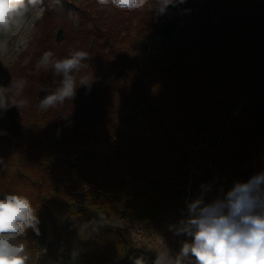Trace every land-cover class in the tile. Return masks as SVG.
Returning <instances> with one entry per match:
<instances>
[{"label":"trees","instance_id":"16d2710c","mask_svg":"<svg viewBox=\"0 0 264 264\" xmlns=\"http://www.w3.org/2000/svg\"><path fill=\"white\" fill-rule=\"evenodd\" d=\"M154 3L44 0L30 45L1 77L28 80L30 105L0 110V198L15 192L37 208L29 264L66 251L86 264L123 258L121 224L155 221L191 177L226 191L264 171V0H175L163 13ZM72 49L89 53L91 83L39 110L60 77L37 60Z\"/></svg>","mask_w":264,"mask_h":264},{"label":"clouds","instance_id":"9594fccd","mask_svg":"<svg viewBox=\"0 0 264 264\" xmlns=\"http://www.w3.org/2000/svg\"><path fill=\"white\" fill-rule=\"evenodd\" d=\"M182 2V0H181ZM44 0H0V36L20 34L31 18L43 15ZM175 0H155L152 9L161 13ZM103 7L142 10L147 0H98ZM23 40L24 38L21 37ZM8 52V40L0 39V55ZM89 53L72 49L63 58L45 51L36 62L37 72H50L60 77L57 86L36 105L41 111L56 108L71 100L78 87H87L92 74L85 71ZM28 80L17 77L0 86V110L28 107L25 96ZM212 185H201L200 195L187 202V216L169 230L189 239L181 242L173 255L161 240L153 264H264V171L253 174L246 182L236 181L226 191L221 187L206 202ZM103 219V218H101ZM40 220L30 199L15 192L0 198V264H29L31 255L26 239L29 230L39 235ZM151 248V247H150ZM133 264H147L143 257Z\"/></svg>","mask_w":264,"mask_h":264},{"label":"rangeland","instance_id":"374dc122","mask_svg":"<svg viewBox=\"0 0 264 264\" xmlns=\"http://www.w3.org/2000/svg\"><path fill=\"white\" fill-rule=\"evenodd\" d=\"M41 16L42 15H38L31 18L29 25H27L20 34L8 37L0 36V39L8 40V52L5 55H0V81L3 75L5 76L11 72L8 68H10L14 62L17 63L20 54L30 45L36 24L39 22ZM21 37L24 39L22 40ZM159 42V39L150 42L149 48L152 49ZM209 170L211 171L212 179L216 180V171L212 169ZM210 179V177L205 179L191 177L183 197L174 204H171L155 221L149 223H122L120 227L123 234L131 243L130 250L123 258L112 259L108 261L107 264H133V259L136 257H143L147 264H153L156 259L155 249L161 246V240L173 255L178 253L181 242L189 238L183 235H174V233L169 230V226L176 224L180 219L187 216V202L198 197L200 195L201 185L209 184ZM217 190L218 188L212 186V191L205 196L206 202H210L216 196ZM39 255L40 253L36 254L37 257ZM47 264L86 263L80 261L72 252L66 251L65 253L52 257Z\"/></svg>","mask_w":264,"mask_h":264}]
</instances>
